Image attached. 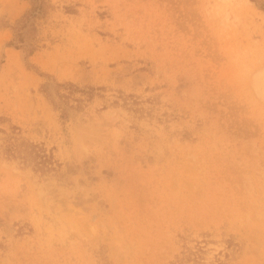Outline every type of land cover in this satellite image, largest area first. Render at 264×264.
I'll list each match as a JSON object with an SVG mask.
<instances>
[{"label":"rangeland","instance_id":"374dc122","mask_svg":"<svg viewBox=\"0 0 264 264\" xmlns=\"http://www.w3.org/2000/svg\"><path fill=\"white\" fill-rule=\"evenodd\" d=\"M44 1L25 60L0 0V264H264V10Z\"/></svg>","mask_w":264,"mask_h":264},{"label":"trees","instance_id":"16d2710c","mask_svg":"<svg viewBox=\"0 0 264 264\" xmlns=\"http://www.w3.org/2000/svg\"><path fill=\"white\" fill-rule=\"evenodd\" d=\"M32 6L29 10L25 11L22 16L16 21V23L11 26V29L14 34V38L6 43L8 47H14L16 49H20L23 53L24 59L27 58L34 52L35 45L31 42L34 33L36 32V26L34 23V19L37 16H40L45 11V1L44 0H30ZM258 6L259 9L264 10V0H252ZM42 91L46 98L51 102L54 107H58V102L55 101L54 96L56 97H64L67 99L75 90H79V88L71 83V82H63L51 84L49 82H45L42 84ZM60 87H64L67 90V94H61L59 91ZM83 91V90H81ZM90 96V95H88ZM78 100V99H75ZM61 116H66V110L61 109ZM32 148H36L33 150V157L40 160L41 163L46 162L47 155L43 148L37 147L34 145ZM202 251L201 247H198L195 250L186 249L182 253V256L177 259L176 264H187V261H194L199 258V254ZM217 264H225L223 261L218 260Z\"/></svg>","mask_w":264,"mask_h":264}]
</instances>
